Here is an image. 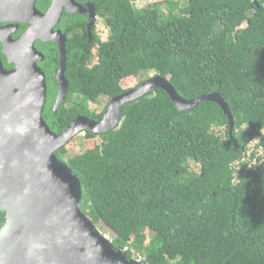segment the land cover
I'll return each instance as SVG.
<instances>
[{
  "label": "trees",
  "instance_id": "16d2710c",
  "mask_svg": "<svg viewBox=\"0 0 264 264\" xmlns=\"http://www.w3.org/2000/svg\"><path fill=\"white\" fill-rule=\"evenodd\" d=\"M134 1L76 0L94 5L109 30L105 42L94 25L82 46L73 43L88 18L62 15L69 86L54 111L58 85L47 72L43 119L51 131L62 133L79 116L100 120L107 108L96 114L89 104L131 91L153 73L188 101L218 93L233 117L232 136L217 104L179 111L164 91L150 92L122 108L117 128L85 132L82 154L67 157L73 141L55 152L80 181V210L109 231L128 260L136 254L143 264H264V173L250 163L262 158L252 152L244 161L256 139L255 150L264 153V0H186L183 12L176 0L141 9ZM177 11L180 17L172 16ZM214 129H224L225 138ZM3 220L0 212V227Z\"/></svg>",
  "mask_w": 264,
  "mask_h": 264
},
{
  "label": "water",
  "instance_id": "95a60500",
  "mask_svg": "<svg viewBox=\"0 0 264 264\" xmlns=\"http://www.w3.org/2000/svg\"><path fill=\"white\" fill-rule=\"evenodd\" d=\"M37 2L0 0V23H7L0 27L1 53L13 67L6 69L0 59V212L4 214L0 264H143L128 260L81 212L80 181L55 152L82 132L102 134L117 128L125 105L156 90L167 93L179 111L217 104L229 121L230 136L231 111L218 93L188 101L167 79L154 76L110 99L100 120L79 116L56 135L43 119L47 85L38 62L44 56L35 44L57 46L59 89L53 107L57 111L69 84L65 77L67 37L55 28L64 13L82 15L88 18L90 35L97 15L94 5L83 6L76 0H51L45 13L37 9ZM21 24L28 27L14 39Z\"/></svg>",
  "mask_w": 264,
  "mask_h": 264
},
{
  "label": "rangeland",
  "instance_id": "374dc122",
  "mask_svg": "<svg viewBox=\"0 0 264 264\" xmlns=\"http://www.w3.org/2000/svg\"><path fill=\"white\" fill-rule=\"evenodd\" d=\"M161 1H164V0H136L133 2V4L136 8L141 9V8L147 7L150 4H154L157 2H161ZM176 1L177 2L180 1L181 7H179V11L181 10L183 12V9L187 6V4L185 2L186 0H176ZM163 10H165V7L163 8ZM179 11H177L176 13H173L172 16L180 17L181 12H179ZM167 15H168V13L165 15L163 22L167 21V19H168ZM96 19H97V17H96ZM96 19L94 21V24L96 26V34L102 42H105V41H107V38L109 36V30L107 29V27L105 26V24L102 21H100V20L96 21ZM94 53H95V51H94ZM95 63H96V57L94 54L93 55V61L91 64L93 65ZM153 76H154L153 73L149 74V77H153ZM75 102H77V101H72L71 103H69L67 105V107L72 106ZM109 102H110L109 98L101 97L96 103L89 104V109L96 114H101V113H103L104 109H106L108 107ZM214 132H215V134H217L222 139L225 138V130L224 129H214ZM257 140L258 139H256L255 142L251 143L249 148L246 150V158H244V161H249L250 154L252 152H254V154H256V156L262 158V161L260 163H257L256 159H253V160H251L250 163L253 167H257L259 171L264 173V159H263L264 153L261 150H255V148H254L255 144L257 143ZM72 141L74 142V144H73V147H71V151L69 152L67 157H72V156L82 154L84 152V150H86L85 132H82L79 135H77ZM189 165H190L191 170L194 173H197V174L200 173V169L198 166H196L192 163H189ZM235 166H236V164H235ZM96 229L106 239L111 241L110 233L108 230L100 231L97 227H96ZM124 253H125V251H124ZM133 261L143 263V260L138 259V256L136 254L134 255Z\"/></svg>",
  "mask_w": 264,
  "mask_h": 264
},
{
  "label": "flooded vegetation",
  "instance_id": "af4514ba",
  "mask_svg": "<svg viewBox=\"0 0 264 264\" xmlns=\"http://www.w3.org/2000/svg\"><path fill=\"white\" fill-rule=\"evenodd\" d=\"M51 3V2H50ZM50 5V4H49ZM49 7V6H48ZM47 7V8H48ZM40 11V10H39ZM42 13H45L46 12V9L41 11ZM60 23V22H59ZM7 23H0V27H4L6 26ZM22 25V24H21ZM21 25L19 27H21ZM22 26H25V27H28L26 25H22ZM96 28V27H95ZM61 31L60 30V27H59V24L56 26L55 28V31ZM96 31V30H95ZM23 32V31H22ZM21 32V33H22ZM20 32H17L15 35H13V38L16 39L20 36L21 34ZM73 39H74V42L73 43H77L78 46H82L81 45V42L79 39L81 38H85L87 35H88V32H87V29L84 30V29H81V32H74L73 33ZM52 45H55V47L51 46ZM36 46V49L38 50V52H40L41 54H43L44 56V59L41 61V62H38V66L39 68H41L44 73H45V78L47 79V75H51L53 77H55V72L56 70L58 69L57 67V64L59 66V59H58V51H57V46L55 43H52V42H47V43H42V42H36L35 44ZM1 45H0V53H1ZM94 49L92 50V54L94 55ZM56 52V53H55ZM55 53V54H54ZM2 54V53H1ZM93 61V60H92ZM91 66V65H89ZM49 74H48V73ZM51 77H49L50 79ZM52 79V78H51ZM54 82H55V79H54ZM59 87L57 88V91H58ZM58 93V92H57Z\"/></svg>",
  "mask_w": 264,
  "mask_h": 264
}]
</instances>
